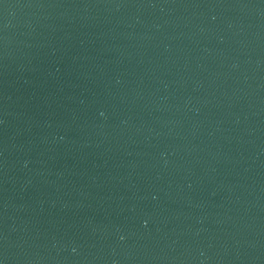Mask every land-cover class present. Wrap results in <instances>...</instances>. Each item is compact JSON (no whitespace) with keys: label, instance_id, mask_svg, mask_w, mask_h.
<instances>
[{"label":"water","instance_id":"obj_1","mask_svg":"<svg viewBox=\"0 0 264 264\" xmlns=\"http://www.w3.org/2000/svg\"><path fill=\"white\" fill-rule=\"evenodd\" d=\"M0 264H264V0H0Z\"/></svg>","mask_w":264,"mask_h":264}]
</instances>
